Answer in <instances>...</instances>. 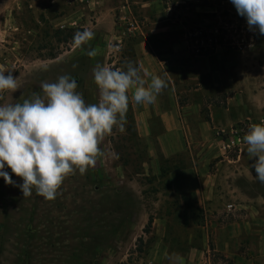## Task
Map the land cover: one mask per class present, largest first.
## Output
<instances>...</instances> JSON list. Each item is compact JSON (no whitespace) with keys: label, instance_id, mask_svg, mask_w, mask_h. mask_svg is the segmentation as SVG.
<instances>
[{"label":"rangeland","instance_id":"374dc122","mask_svg":"<svg viewBox=\"0 0 264 264\" xmlns=\"http://www.w3.org/2000/svg\"><path fill=\"white\" fill-rule=\"evenodd\" d=\"M75 2L0 0V71L11 72L18 84L16 91L0 93V104L42 94L43 82H55L66 74L75 78L77 91L86 104L98 102L93 68L97 64L115 67L111 66L108 44L107 56L92 41L74 46L73 36L82 29L62 21L75 13ZM165 2L171 8L168 18L184 25L181 38L188 41L190 50L198 41L208 54L222 47L243 52L255 59V66L258 60L264 69V35L249 30L230 0ZM205 21L206 26L201 25ZM180 33L166 34L158 41H180ZM67 35H71L68 41ZM91 49L96 51L94 57L87 55ZM261 88L264 90V82ZM128 116L127 109L122 131L114 128L101 138L98 147L103 155L97 157L96 165L83 175L76 170L67 176L54 200L37 196L35 190L32 196L23 197L19 188L5 185L0 179V264H168L173 252L174 261L179 257V264H193L191 248L200 245L205 233L210 239L200 254L203 264H263L258 238L244 236V261L235 247L229 251L223 247L226 227L237 220L250 219L246 210L235 204L221 205V211L215 210L216 216L206 218L205 210L198 209L201 215L197 226L190 215L191 207L164 198L162 185L166 181L158 183L155 176L146 175V149L135 140ZM256 117L238 124L244 128V136L252 124L264 122V110ZM242 150L244 158L238 169L226 162L223 179L232 185L235 196L238 186L247 197L260 199L256 215L263 219L260 227H264V184L256 180L251 167L255 158L249 156L244 142L225 153L233 159ZM12 179L22 183L14 175ZM168 215L167 221L163 220ZM162 247L170 252L167 258L158 253Z\"/></svg>","mask_w":264,"mask_h":264},{"label":"crops","instance_id":"0c3cea01","mask_svg":"<svg viewBox=\"0 0 264 264\" xmlns=\"http://www.w3.org/2000/svg\"><path fill=\"white\" fill-rule=\"evenodd\" d=\"M75 1V13L63 18L64 25L93 32L92 44L99 45L104 56L105 44L110 46V42L123 39L121 52L111 57V66L116 69L138 63L150 74L167 80L168 87L152 104L138 105L130 94L128 117L135 140L146 149V175L155 176L158 183L165 180L164 198L191 207L190 215L196 224L201 210H205L206 218L216 216L215 210L221 211L218 209L221 205L235 204L246 210L250 219H240L226 227L223 247L227 251L235 247L244 261L241 255L244 236L258 238V252L264 261V227H260L263 219L256 215L260 199L247 197L238 186L235 196L232 185L223 179V173L227 174L226 162L238 169L244 152L229 158L222 149L223 140L217 136L219 131L240 122L255 120L264 110L261 100L264 69L260 62L256 60L255 66L253 57L223 47L210 54L191 52L188 41L181 38L184 25L168 18L171 8L165 0ZM132 21L138 24V29L129 33L127 28ZM206 22L201 25L206 26ZM178 32L180 41H158L166 34ZM167 218L169 215L163 220ZM209 239L210 235L205 233L200 245L191 248L193 264H203L200 254L202 248L207 249ZM158 253L166 258L170 254L164 247ZM171 255L168 264H179L174 261L175 253Z\"/></svg>","mask_w":264,"mask_h":264},{"label":"clouds","instance_id":"9594fccd","mask_svg":"<svg viewBox=\"0 0 264 264\" xmlns=\"http://www.w3.org/2000/svg\"><path fill=\"white\" fill-rule=\"evenodd\" d=\"M230 3L245 18L249 30L264 35V0ZM92 39L93 32L78 31L73 44L80 47ZM87 55L94 57L95 49ZM92 75L99 89L97 103L86 104L75 78L66 74L55 82H43L42 94L0 104V179L5 185L19 188L23 197L32 196L35 190L37 196L54 200L67 176L76 170L83 175L96 165L97 157L103 155L98 147L101 138L114 128L124 129L130 94L138 105L152 104L168 87L165 77L150 74L138 63L117 69L97 64ZM17 87L11 72L0 71V93L14 92ZM243 141L249 156L255 158L251 165L255 178L264 184V122L252 124Z\"/></svg>","mask_w":264,"mask_h":264},{"label":"built area","instance_id":"2783aa9c","mask_svg":"<svg viewBox=\"0 0 264 264\" xmlns=\"http://www.w3.org/2000/svg\"><path fill=\"white\" fill-rule=\"evenodd\" d=\"M138 29V24L135 21H132L129 23L127 31L130 33L132 31H136ZM122 44L123 39L121 38L119 41L113 43V45L109 46L110 52L112 54V57H114V54H119L122 50ZM192 52L197 55H203L207 52H204L203 46L198 45V41H196V46L191 47ZM119 67H116V69ZM218 137H220L223 140V151L230 150L233 147H239L243 144V137H244V128L240 125H237L236 127L231 128L229 131L221 130L219 131Z\"/></svg>","mask_w":264,"mask_h":264},{"label":"trees","instance_id":"16d2710c","mask_svg":"<svg viewBox=\"0 0 264 264\" xmlns=\"http://www.w3.org/2000/svg\"><path fill=\"white\" fill-rule=\"evenodd\" d=\"M69 36L71 37V35H67V37L65 38L66 41H68ZM53 58H55V57H52L51 59H53ZM151 224H152V219L149 220V225H151Z\"/></svg>","mask_w":264,"mask_h":264}]
</instances>
